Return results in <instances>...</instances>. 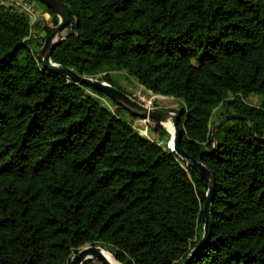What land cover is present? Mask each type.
Masks as SVG:
<instances>
[{
    "label": "trees",
    "instance_id": "obj_1",
    "mask_svg": "<svg viewBox=\"0 0 264 264\" xmlns=\"http://www.w3.org/2000/svg\"><path fill=\"white\" fill-rule=\"evenodd\" d=\"M30 1L52 26L0 1V264H69L86 244L121 264H182L207 181L167 127L142 136L103 93L42 70L32 30L44 41L58 17ZM62 1L73 24L53 62L127 93L123 72L182 104L181 147L214 178L210 236L187 264H264V0ZM227 114L243 118L214 141Z\"/></svg>",
    "mask_w": 264,
    "mask_h": 264
},
{
    "label": "water",
    "instance_id": "obj_2",
    "mask_svg": "<svg viewBox=\"0 0 264 264\" xmlns=\"http://www.w3.org/2000/svg\"><path fill=\"white\" fill-rule=\"evenodd\" d=\"M44 4L46 7L51 9L58 17L57 24L52 28L50 33L45 37L43 44L38 51V59L42 70L45 72L60 75L62 77L69 78L73 82L89 86L98 92L103 93L105 96L110 98L115 105L122 107L125 111L130 113L132 116L139 119H145V122H156L163 125V121L166 119H171L173 123V133L170 134V139L167 142L168 148L177 153L181 159L186 162V165L200 173L208 183V188L205 193V200L203 203V214H204V225L203 232L200 240L191 250L187 259L182 264H187L189 260L194 256V254L199 251L206 243L210 236L211 231V202L213 197L214 188V178L207 167L202 163L200 159H195L189 156L181 147L180 139L182 136L181 128L178 125L179 119L182 114V110L177 107H152L148 108L141 104L137 100L131 98L121 89L114 87L108 82L101 79V77H89L80 75L73 69L55 63L51 60V53L53 49L66 37V31L71 28L73 24V17L67 8L66 4L62 0H37ZM157 95V94H154ZM161 96V95H157ZM165 97V96H161ZM233 118H243L238 114H227L222 117L212 128V138L216 141L215 130L223 122L233 119ZM255 124L253 125L254 128ZM170 141L172 142V147L169 146ZM89 259H96L102 261L104 264H111L103 256L101 252V247L93 244H86L76 249L73 252L69 264H83Z\"/></svg>",
    "mask_w": 264,
    "mask_h": 264
},
{
    "label": "rangeland",
    "instance_id": "obj_3",
    "mask_svg": "<svg viewBox=\"0 0 264 264\" xmlns=\"http://www.w3.org/2000/svg\"><path fill=\"white\" fill-rule=\"evenodd\" d=\"M32 2V8L34 9L33 15H31L32 22L38 21L41 25H49L52 26L50 20L51 16L48 12L45 11L44 7L42 5H39L38 3ZM44 31H39L36 28H33L32 35H31V41L30 45L34 50H40L41 46L40 43H43L42 38L44 37ZM38 55V53H37ZM113 77L116 78L118 84L126 90V94H128L131 98L134 100H137L141 104L145 105L149 100H151L152 107H181V102L179 100L174 99L173 97H161L154 95L152 92L145 90L135 79L126 76L123 72H116L112 73ZM245 101L252 105H257L260 102V97L257 95H250L248 96ZM106 104L105 102H103ZM220 113V110H216L213 119H216ZM121 115L128 120H130L129 116L125 113H121ZM132 125L140 135L145 136L147 138H151L153 140H159L158 136L153 133L150 130V127L152 125V121L144 122L140 120L139 118L134 119L131 121ZM170 137L168 138L169 141ZM165 140V137L160 140V143H162ZM167 141V142H168ZM170 146V143H169ZM103 248V247H101ZM105 249V248H104ZM107 250V249H106ZM109 251V250H108Z\"/></svg>",
    "mask_w": 264,
    "mask_h": 264
},
{
    "label": "built area",
    "instance_id": "obj_4",
    "mask_svg": "<svg viewBox=\"0 0 264 264\" xmlns=\"http://www.w3.org/2000/svg\"><path fill=\"white\" fill-rule=\"evenodd\" d=\"M0 1L6 3L8 5H12V6L18 8L19 10L28 13L30 18H32L31 15H33L34 9L32 8V5H31L32 2L30 0H0ZM31 21H32V19H31ZM145 106L148 108H152L151 100H149L147 102V104H145ZM142 121H144V120H142Z\"/></svg>",
    "mask_w": 264,
    "mask_h": 264
},
{
    "label": "bare ground",
    "instance_id": "obj_5",
    "mask_svg": "<svg viewBox=\"0 0 264 264\" xmlns=\"http://www.w3.org/2000/svg\"><path fill=\"white\" fill-rule=\"evenodd\" d=\"M142 120L146 121V118ZM163 125L171 131V134L173 133L174 127L170 118L163 121ZM170 147H172L171 141H170ZM101 252L103 256L107 259V261H109L111 264H121L105 249L101 248Z\"/></svg>",
    "mask_w": 264,
    "mask_h": 264
}]
</instances>
